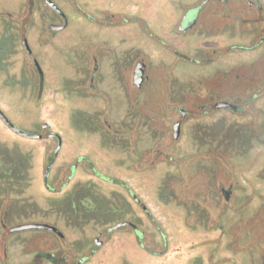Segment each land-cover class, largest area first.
<instances>
[{"label": "flooded vegetation", "instance_id": "flooded-vegetation-1", "mask_svg": "<svg viewBox=\"0 0 264 264\" xmlns=\"http://www.w3.org/2000/svg\"><path fill=\"white\" fill-rule=\"evenodd\" d=\"M140 1L118 23L134 41L193 42L195 55L173 51L210 70L182 101L154 86L140 100L158 70L137 43L116 77L98 53L66 74L76 25L59 1L0 0V264H94L126 241L144 262L186 264L200 243L198 264H222L223 249L226 264H264V0ZM67 97L90 111L65 115ZM183 139L190 159L171 151Z\"/></svg>", "mask_w": 264, "mask_h": 264}, {"label": "rangeland", "instance_id": "rangeland-1", "mask_svg": "<svg viewBox=\"0 0 264 264\" xmlns=\"http://www.w3.org/2000/svg\"><path fill=\"white\" fill-rule=\"evenodd\" d=\"M60 5L66 9L70 14L72 20L75 22V35L68 37V41L60 46L61 48V71H67L66 74H71L79 79L85 68V63L87 59H91L92 53H98L101 61V69L107 70L109 74L116 77L117 72H111L117 69V64L120 60L131 59V54L128 48L133 45L132 43H137L136 45L143 52L146 57V62L148 65H153V70L158 74L162 73L160 76L155 74L153 80L144 86V90L140 95V100L143 101L148 97V88L154 86L157 88L167 87L169 94L166 101H182L183 95L186 92L194 91L196 87L206 85L205 79L210 75L209 69H204L200 66H186L181 63L178 55L173 51L174 47H178L181 50L186 51L189 55L196 54V44L192 42V45L185 44V40L181 42L174 43L171 47H166L158 45L157 43L152 44L149 40L142 39L140 42L134 41L136 36H134L133 25H122L119 26L118 23L122 22L123 19L127 21L133 20L134 11L139 0H58ZM175 1V0H174ZM172 0H155V5H176ZM142 4V0L140 1ZM75 7V9H74ZM175 21V20H174ZM92 34H91V33ZM183 42V43H182ZM239 59H244V55L240 56ZM118 61V62H117ZM243 63L242 61H239ZM163 71V72H161ZM131 80V79H130ZM193 90H192V89ZM191 89V90H190ZM158 90V89H157ZM164 96V95H163ZM163 98V97H162ZM163 101V99L161 100ZM71 99L63 100L62 112L66 115L70 112L78 111V117H81L83 111H90L87 106L84 108L80 102L71 103ZM95 106L92 107L91 111H95ZM111 117H117L114 110L111 111ZM174 117L171 123L175 122ZM70 122V120H69ZM64 125V124H63ZM62 125V127H63ZM64 129H67L65 125ZM186 139L179 141L175 144L172 153L175 157L192 158V147L194 143H189L186 146ZM174 163V162H173ZM185 163V160H184ZM176 164V163H175ZM162 181L160 182V187L162 188ZM167 195L169 192H165ZM257 203H261L259 200ZM144 225V223H142ZM163 226V223H161ZM154 223H147L145 228L148 231L156 230ZM165 229V227H162ZM170 235V234H169ZM191 257L186 262V264H198V260H192L193 255L198 249H200V243L197 246L191 247ZM114 252L110 255L105 254L106 249H98L97 255L93 258L94 264L102 262L105 260L106 264H120L119 260L134 263V264H157L152 259L144 262L140 261L139 258H135L134 255L129 254L130 249H135L131 246L130 242H122L121 244H116L114 246ZM127 249V250H125ZM229 249H223L220 254L222 255L221 263L226 264L229 256H226ZM128 251V252H127ZM255 254V253H254ZM130 257V258H128ZM127 260V261H126ZM255 260H259L258 256ZM158 262V259L155 260ZM136 262V263H135ZM154 262V263H153Z\"/></svg>", "mask_w": 264, "mask_h": 264}, {"label": "water", "instance_id": "water-1", "mask_svg": "<svg viewBox=\"0 0 264 264\" xmlns=\"http://www.w3.org/2000/svg\"><path fill=\"white\" fill-rule=\"evenodd\" d=\"M142 65H143L142 63L138 64L137 69L140 70L142 68ZM139 79L141 80L142 77L140 76ZM174 127H175V136L178 137V135L180 133V122L175 123ZM40 226H42V225H40V224H27V225H23L22 228H32V227H40Z\"/></svg>", "mask_w": 264, "mask_h": 264}, {"label": "trees", "instance_id": "trees-1", "mask_svg": "<svg viewBox=\"0 0 264 264\" xmlns=\"http://www.w3.org/2000/svg\"><path fill=\"white\" fill-rule=\"evenodd\" d=\"M233 128V127H232ZM233 130H234V128H233ZM230 127H228V129H227V131H226V134H227V136L226 137H228V136H230V135H233V134H237L238 132H235V130H234V133H232V134H230ZM228 134H230V135H228ZM226 137H224V138H226ZM232 137V136H231ZM233 138V137H232ZM222 143V142H221ZM223 143H225V144H227V145H230V144H237V140H234V142L233 141H229V142H226V141H223Z\"/></svg>", "mask_w": 264, "mask_h": 264}]
</instances>
